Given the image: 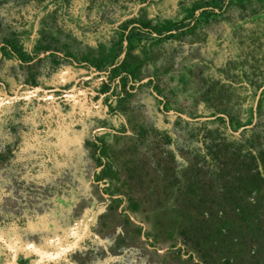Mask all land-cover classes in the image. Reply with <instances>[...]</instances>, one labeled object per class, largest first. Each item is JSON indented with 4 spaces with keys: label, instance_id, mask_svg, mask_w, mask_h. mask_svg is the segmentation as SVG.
I'll return each mask as SVG.
<instances>
[{
    "label": "rangeland",
    "instance_id": "rangeland-1",
    "mask_svg": "<svg viewBox=\"0 0 264 264\" xmlns=\"http://www.w3.org/2000/svg\"><path fill=\"white\" fill-rule=\"evenodd\" d=\"M263 85L264 0H0V264H264Z\"/></svg>",
    "mask_w": 264,
    "mask_h": 264
},
{
    "label": "water",
    "instance_id": "water-1",
    "mask_svg": "<svg viewBox=\"0 0 264 264\" xmlns=\"http://www.w3.org/2000/svg\"><path fill=\"white\" fill-rule=\"evenodd\" d=\"M263 89H264V85L261 86V87L259 88L258 93H257V96H256L257 99H258V97H259V95H260V92H261ZM184 118H186V117H184ZM187 119H188V118H187ZM205 119H206V118H205Z\"/></svg>",
    "mask_w": 264,
    "mask_h": 264
}]
</instances>
